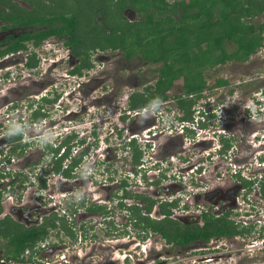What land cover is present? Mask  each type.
Returning a JSON list of instances; mask_svg holds the SVG:
<instances>
[{"label":"flooded vegetation","instance_id":"flooded-vegetation-1","mask_svg":"<svg viewBox=\"0 0 264 264\" xmlns=\"http://www.w3.org/2000/svg\"><path fill=\"white\" fill-rule=\"evenodd\" d=\"M7 1L0 0V6L6 7ZM12 1L30 9L27 0ZM126 9L137 12L125 7L122 15ZM100 17L99 15L97 19L100 20ZM6 23L0 20V51L10 42L11 36H17L18 33L25 31L23 27L3 29L2 26ZM106 30L108 31V28ZM263 34L264 32L262 36ZM68 38L69 36L50 35L37 47L53 43L60 44L67 51L59 58L52 59L51 64L57 63L67 71V74L58 75L57 78L64 77V84L75 85L72 93L75 95L79 93L78 104L66 109L63 98H43L46 97V93L38 97L37 102L31 99L29 106L34 102L39 103L30 112L32 115L36 110L38 114L43 115L35 122H43L45 118H50L49 122H44L42 127L36 128L33 135L40 138L44 136L43 130L51 133L57 125L58 129L65 127L70 129L63 132L58 140L70 144L73 162L70 166L67 165L66 168L59 170L57 174L53 173L49 181L45 179L44 169L43 172L36 174L37 190H46L49 194V201L40 200L36 204L23 202V194L27 190L23 183L28 179V162L34 152H28L25 147L22 152H17L18 156L16 159L14 157L12 162L0 163V220L13 219L14 215L24 218L28 224L19 223L31 226L55 219L56 226H48V228L57 227L59 230L61 228L59 218L66 221L65 218L71 213L74 225L67 223L68 227L72 230V227L78 225L87 226L89 240L92 243L91 252L96 250L102 254L101 259L97 261L89 259L84 264H156L158 262L151 254H145L146 258H139L145 251L143 248L146 244L145 240L149 244L156 243L155 235L161 236L167 243L175 246L188 247L196 244L200 247V259L204 264L210 259L220 260L227 257L233 258L236 264H253V262L264 264V254H262L264 251V144L255 146L252 143L255 127L246 125L245 118L237 119L235 105L237 99L197 98V103H193L191 107L193 108L195 104L203 107L205 121L203 118V121L194 125L189 121L191 118H182L184 111L178 105L182 98H177L176 94H167L169 97L166 99L135 107L130 104V93L124 98L123 105H120L123 109L121 116L115 122L110 121L109 117L116 114L108 106L113 99L107 98V94L103 92L96 98H82L80 93L86 91L90 81H95V78L99 77L97 74L105 71L96 67L94 63L105 61L106 55L104 56L103 53L109 48L93 50L99 52L93 61L92 49L88 55L79 54L73 44L67 42ZM263 44L246 61H232L237 64L252 61V64H255L251 57L257 53L261 56V63L264 66ZM34 51L36 52L35 49ZM109 51L113 52L111 49ZM20 53H25L27 56L30 54L29 51L17 52ZM36 57L38 58V55ZM85 60L88 65L86 63L83 65ZM8 61L9 58L4 60V62ZM26 61L27 57L24 66ZM156 63L162 62L160 60ZM65 64L69 66L68 69L67 66L64 67ZM220 64L222 63L215 64L213 68ZM77 66H81L80 72H71ZM253 67L246 68L245 74L248 78L246 77L242 83H248V79L253 77ZM219 68L220 66L217 69ZM93 69H99L96 76L90 74ZM83 73L89 75V79L84 82L80 79ZM256 78L262 81L264 88V73ZM101 81H104V77ZM143 81L144 79L138 81L139 85H144L141 91H147L148 85L142 83ZM100 83L97 81L90 90L98 89ZM46 84H49L48 78L44 76L36 78L30 74L8 79L5 89L0 90V103L6 101L9 110L14 102L13 99L28 94L31 96L35 92H44L42 90L49 86ZM172 86L173 84L170 88ZM47 91L49 90L46 89ZM50 91L54 89L50 88ZM181 91L184 92V89L182 88ZM61 93L62 90L55 95L60 96ZM190 96L183 99L193 100ZM252 101L250 103L256 105V98ZM247 107H250V104ZM260 111L264 126V106H261ZM192 115L191 110V117ZM14 118L17 119L6 116L8 122ZM244 123L245 127H243ZM110 124L116 126L107 132ZM142 126L145 127L140 129ZM260 129L264 130V127ZM3 130L6 131L7 127ZM3 130L1 132H4ZM108 133L111 135L108 136ZM22 138L25 140V137ZM41 144L44 148L51 149L47 140L45 142L42 140ZM257 150L260 152L258 153ZM51 152L53 153L52 150ZM135 156L137 158L132 160ZM64 171L68 174L63 173ZM123 172L127 173L125 177L121 175ZM41 179L45 180L43 186L40 184ZM54 198L59 204L52 202ZM17 199H22L23 203L16 204L14 201ZM55 216L58 219L54 218ZM208 219L215 225L221 220L225 221L233 227L234 233L213 235L207 241L197 238L178 244L168 241L156 228L167 224L172 225L175 230L203 228L205 220ZM96 223L101 226L100 231L108 238L99 240L98 234L91 232L92 228L97 226ZM128 231L134 235L126 240L124 235L130 236ZM115 235H120V238L114 239L116 246L129 247L128 251L132 252V255L129 254L132 256L130 260L129 258L111 259L108 252H105L108 251L105 245L108 246L111 240L109 236ZM47 237L48 235L38 243H42ZM256 238H261L259 245ZM38 243L33 247L34 251L26 248L23 256L33 255L32 258H35L39 264H55L56 261L64 264L71 260L70 258L68 261L64 252L63 254L55 252L59 245L49 244L42 248ZM224 245L230 247L228 254L215 250ZM9 247L11 245L8 240L0 238V263L13 262L6 258ZM93 254L90 253L88 256L91 257ZM76 256L78 257L77 253L71 257Z\"/></svg>","mask_w":264,"mask_h":264},{"label":"trees","instance_id":"trees-1","mask_svg":"<svg viewBox=\"0 0 264 264\" xmlns=\"http://www.w3.org/2000/svg\"><path fill=\"white\" fill-rule=\"evenodd\" d=\"M30 9L8 0L6 7L0 6V20L7 27H23L24 32L11 36L10 42L0 51V57L26 51L28 43L34 48L50 35L69 36L77 53L89 54L99 49H120L126 58L140 54L148 63L161 60L159 76L147 91H134L129 95L131 106L150 105L168 98L167 91L181 78L184 95L178 102L184 111L182 118H191L193 100L206 87L203 77L205 69L227 61H246L263 44L264 21L251 22L264 12V0H27ZM76 1V2H74ZM70 2V3H67ZM130 7L139 14V19L130 21L122 10ZM178 14V17H174ZM100 20H98V16ZM38 26V28H35ZM90 28V29H89ZM108 28V31L106 30ZM92 31V32H91ZM101 39L102 44H93ZM227 45L233 49L228 50ZM38 63L34 50L27 57L25 66L35 67ZM86 60L83 62L85 65ZM86 65H88L86 63ZM77 66L71 72H80ZM228 84L218 78L215 86ZM56 94L53 98H57ZM47 98V97H43ZM52 101V100H51ZM43 115L33 111L31 118L39 120ZM21 133L8 132L7 140L16 141ZM24 147H21L22 152ZM137 157L135 156L133 160ZM53 169H60V161ZM68 174L67 171L63 172ZM45 180L41 179V186ZM54 218H57L56 216ZM58 219V218H57ZM61 227L73 237L67 222L59 218ZM56 220L40 225L25 226L12 218L0 220V238L11 245L6 258L13 262L38 263L30 255L23 256L26 248L33 247L49 233L48 226H56ZM168 241L183 244L192 239L209 240L213 235H232L233 227L220 221L215 225L205 220L203 228L175 230L172 225L156 227ZM39 264V263H38Z\"/></svg>","mask_w":264,"mask_h":264},{"label":"rangeland","instance_id":"rangeland-1","mask_svg":"<svg viewBox=\"0 0 264 264\" xmlns=\"http://www.w3.org/2000/svg\"><path fill=\"white\" fill-rule=\"evenodd\" d=\"M172 2V0H169ZM76 2V1H74ZM70 3V2H67ZM124 15L128 17L131 20H137L139 19V14L137 12H134L130 9H126L124 11ZM178 14H175L174 17H178ZM264 21V15L257 16L253 18L251 22H262ZM90 29V28H89ZM92 32V31H91ZM264 36V34H263ZM93 44H102L101 39H95ZM31 42L28 43V49L26 51L32 52L34 49L36 50L35 54L38 55V65L34 67L33 69L26 68L23 64L25 61V57H28L25 53H14L12 55L0 57V90H4L7 86L8 79L17 78L21 76H26L28 74L35 76L36 78H39L41 76H44L45 78L49 79V85L46 87L44 92H35L31 96L23 95L21 97H18L16 99H13V104L11 105L12 109L6 107V101L0 103V132L7 127V130L2 133L4 136H0V146H3L2 148L6 147V141H5V134H8V132L13 133L15 130H18L21 132L22 136L25 137V141L27 143L24 145L26 146V149L29 150L28 152L32 151L33 156L30 158L28 162L29 173H27V176L29 177L24 181L25 188L27 187L26 192L23 194V202H27L29 204H36L39 203L40 200L49 201V194L46 192V190H37L38 187V180L36 178V174L41 172L43 169L45 170V179L46 181H49L52 178L53 172V166L55 165V159H54V153L51 152V149L44 148L41 144V141L44 140V142L51 139L52 134L49 133L50 131H44V136L38 137L36 135H33V131H36V128H40L44 125V122H49L50 118H45L43 122H35L31 118V110L33 107L37 106L39 103L37 102V98L40 97L42 94H46V97L53 98L55 93L62 90V93L60 96L58 95L57 98H63L64 100V106L67 109L73 108V106H76L78 104V98L79 93L74 94L72 93L73 85L72 83H66L64 84V77H58L57 76H63L64 73L67 71H64V69L57 65V63H52V59L59 58L62 54H66L67 51L64 50V48L61 47L60 44H45L44 47H32ZM264 46V44H263ZM59 47V49L57 48ZM54 48L57 52H55ZM228 50H232V45H227ZM261 51V50H260ZM264 53V49L262 50ZM97 54L99 52L93 51L92 54V60L94 61L97 57ZM101 54V53H100ZM105 56V61H96L94 65L101 69H104L105 71H101V73L98 75V70L93 69V71L90 72L91 75L99 76L97 79L95 78V81L92 80L89 82V85L86 86L85 92H80L82 98H96L101 95V93L107 94V98L113 99V101H110L108 106L111 111H113V107L116 105H123L124 98H127V95L134 92V91H141L144 88V85H139L141 79H144L142 83H146L148 87H151L154 84L155 80L159 76L158 68L161 66V63H147L145 62L140 54H136L134 56H131L129 58H126L124 55V51L120 49H116L115 51L111 52L109 49L107 52L103 53ZM256 56V58H254ZM9 58L8 62H4L5 59ZM253 59L255 64H252V61L244 62L242 64L234 63V61H227L225 63H222L220 65L215 66L214 68H208L203 71L204 80L206 82V87L204 88L203 92L201 93V96L199 98H202V96L207 98H236V106H237V119L245 118L247 120L246 125H250L252 127H255L253 130V136H252V143L255 146H258L259 144H264V137H262L264 130H261L260 128H263V116L262 113L258 116L256 113L250 112L249 109H246L247 106L250 104L254 98H257L261 96V92L264 91L263 83L260 81L258 76L264 73V66H262V60L261 56L256 53V55H253L251 57ZM3 62V63H2ZM249 63V64H248ZM261 63V64H260ZM56 64V65H55ZM67 64L64 65L66 67ZM220 66L219 69H217ZM254 66V67H253ZM253 72L252 78H249L248 83H242L246 77L245 70L246 68H252ZM67 69L69 66L66 67ZM100 69V70H101ZM240 73V74H239ZM258 73V74H256ZM67 74V73H66ZM234 74V75H233ZM243 74V75H242ZM81 80H87L89 79V75L86 73L81 75ZM255 76V77H254ZM104 77V81H101ZM57 78V79H54ZM79 78V77H78ZM146 78V80H145ZM217 78H226L228 81V84L223 86H215L214 82ZM14 80V79H13ZM97 81H100V85H98V89L95 88V90H90L91 86L93 84L97 83ZM136 82V85L134 86V83ZM181 78L178 79L175 83H173L172 88H170L167 91V94H176L182 96L184 92L181 91L182 86L180 84ZM75 86V85H74ZM54 89V91H50ZM56 88V90H55ZM46 89L49 91L46 92ZM74 94V95H73ZM35 98H34V97ZM172 98V97H171ZM193 98V97H192ZM31 99H35V102L33 105L29 106V102ZM254 102V101H252ZM227 104V102H226ZM48 106V104L46 103ZM244 108V110H243ZM50 111H52V107H50ZM6 116H13L17 117L10 120L9 122L6 119ZM55 116V114H54ZM115 116V114H113ZM23 117V118H18ZM112 117V116H111ZM21 120V121H20ZM110 121L112 118L109 119ZM251 120V121H250ZM21 122V123H19ZM23 122V123H22ZM239 126V125H238ZM245 127V123L244 126ZM55 130H58V125ZM259 128V130H257ZM70 130V129H69ZM24 131V133H22ZM1 134V133H0ZM239 135V134H238ZM241 136V135H240ZM255 136V137H254ZM254 137V139H253ZM21 142V141H20ZM15 147L18 148L21 145L14 141ZM21 148V147H20ZM258 153L260 150H257ZM12 155V152H8ZM18 155L15 153L14 157L16 159ZM133 160V158H132ZM126 162V161H125ZM67 162L64 161V164ZM62 166H64L62 164ZM127 170V169H126ZM48 174V175H47ZM57 174V173H54ZM121 175L124 177L127 175V173L123 172ZM58 176V175H57ZM56 177H53L55 179ZM34 181V182H33ZM133 182V181H132ZM18 186V185H17ZM16 186V187H17ZM47 188V185L45 186ZM51 194V193H50ZM66 194H69V192H66ZM54 197V195H52ZM34 200V201H33ZM16 204H21V200L14 201ZM52 202H55L56 204L58 200L56 198L53 199ZM7 203V202H5ZM28 205V204H27ZM10 213V210L8 211ZM70 212V211H68ZM68 218H65L67 223H69L71 226L74 225L73 219L71 216V213L68 214ZM23 220H25L23 218ZM26 221V220H25ZM85 224V223H84ZM96 227L92 228L93 233H97L99 236V240H103V238H108V236H104L101 230V226L96 223ZM80 226V227H79ZM72 230L75 234V237H71V235H67L64 231V229L61 227L59 230L56 227L55 229H49L48 237L45 241L42 243H38V245L42 246V248L48 246L49 244H56L60 247L58 250H56V253L59 254H65L66 258L71 260L68 263L64 264H84L86 260H99L102 257V254L99 253L96 250H93L91 252V241L89 240V231L87 230V226L83 227V225H78L76 227H72ZM132 230V229H131ZM130 236H127V234L124 235V238L127 240L130 239L134 234L129 232ZM155 235V234H154ZM156 243L149 244L147 240L146 244L144 245V253H141V256L139 258H146L144 255L151 254L155 256V261L158 263L156 264H204L200 259V247L196 246V244H191L188 247H182V246H175L174 244L167 243L161 236L155 235ZM114 237V238H113ZM109 236L110 243L108 246L105 245V248H107L108 255L111 257V259L115 260H123L124 258H132V252H129V247L119 248L116 246V241L114 239L120 238V235L117 236ZM256 241L258 245L260 244L261 238H256ZM102 242V241H101ZM131 248V247H130ZM60 249V250H59ZM230 247L227 245H224L222 247L215 248V250L222 251L224 254H228ZM214 250V249H212ZM212 250H209L212 252ZM78 254V257L72 258V255ZM90 253H94L91 257L88 256ZM131 254V255H129ZM209 254V253H208ZM254 254V253H253ZM258 254V253H257ZM264 254V251L262 252ZM53 256V255H52ZM249 256V255H247ZM26 258H28L26 256ZM133 260V259H132ZM55 262V261H54ZM15 264V262L13 263ZM55 264H58L57 261ZM62 264V263H61ZM205 264H236L235 260L232 258H226V259H210L205 262ZM253 264H261L260 262L256 263L253 262Z\"/></svg>","mask_w":264,"mask_h":264},{"label":"clouds","instance_id":"clouds-1","mask_svg":"<svg viewBox=\"0 0 264 264\" xmlns=\"http://www.w3.org/2000/svg\"><path fill=\"white\" fill-rule=\"evenodd\" d=\"M192 97H193V100H195L194 103L195 102L197 103V100L196 99L199 98V97L196 98L195 94H192L190 96V98H192ZM202 98H207V97H205V96L203 97L202 96ZM258 98H261V99H258ZM256 100H257L256 101V105L252 104V106L247 107L246 109H249L250 112L256 113L259 116L260 113H261L260 108H261V106H264V93H263V91L261 92V96L257 97ZM259 102L261 103V105H260ZM113 109H114L113 112H115L116 114H115V116L112 115V117H109V118H112L113 122H115L116 119L119 118V116H121L123 109L121 108L120 105H116L115 107H113ZM191 110H192V114L193 115H192V117H191V119L189 121H191L192 123H194V125H197L201 121H203V118H204V121H205V113H203V112H205V109H203V107L198 106L197 104H195V106L193 108L191 107ZM117 114H119V115H117ZM114 126H116V125L115 124H113V125L110 124L108 126L107 132H109L110 129L112 127H114ZM55 129L56 128H54L53 131H51L52 136H51V139L47 141V144L49 145V147L51 148V150L54 153L53 154L54 155V159L56 160L54 162L55 163L54 166H56V164H58V161H60V169L59 170H62L63 168H66L67 165L70 166V163L73 162L72 161V155H71L72 150L70 149V144L66 143L63 140H58L59 136L63 132L67 131L69 128L67 130L61 128V129H58L57 131ZM58 131L60 133L58 135H55L54 133H56ZM0 133H1L0 136H4V135H2L3 132H0ZM110 135H111V133H108V136H110ZM7 136H8V134H5L6 147L5 148H2L3 146H0V163H2V162H5V163L12 162V159L14 158V154L15 153L17 154V152H20V149H21L20 147H24V149L26 147L24 145L27 143V141H25L22 138V134H21V137L18 140H16V142H18L21 145L18 148L15 147V143H13L14 141H9V140L6 139ZM0 139H1V137H0ZM8 152H12V155L9 154ZM64 161H66L67 163L64 164ZM62 164L64 166H62ZM52 170H53L54 173H57L58 172V171L56 172L54 169H52ZM194 193H195V191H194Z\"/></svg>","mask_w":264,"mask_h":264},{"label":"water","instance_id":"water-1","mask_svg":"<svg viewBox=\"0 0 264 264\" xmlns=\"http://www.w3.org/2000/svg\"><path fill=\"white\" fill-rule=\"evenodd\" d=\"M147 125H149V124H147ZM146 125V126H147ZM145 126H142V127H140V129H142V128H144ZM13 219L14 220H16V221H18V222H21V223H24V224H28L25 220H23V218H20V217H18V216H14L13 215Z\"/></svg>","mask_w":264,"mask_h":264},{"label":"built area","instance_id":"built-area-1","mask_svg":"<svg viewBox=\"0 0 264 264\" xmlns=\"http://www.w3.org/2000/svg\"><path fill=\"white\" fill-rule=\"evenodd\" d=\"M117 115H119V114H117ZM63 129H68L67 127H65V128H63ZM60 132L58 131V132H56V133H54L55 135H58ZM8 147V146H7ZM70 160V159H69ZM12 161H13V159H12ZM2 164H8V162L7 163H5V162H2ZM261 243V242H260ZM63 257V256H62ZM14 262H9V263H7V264H13ZM0 264H3V263H0ZM15 264H25V263H17V262H15ZM58 264H61V263H58Z\"/></svg>","mask_w":264,"mask_h":264}]
</instances>
